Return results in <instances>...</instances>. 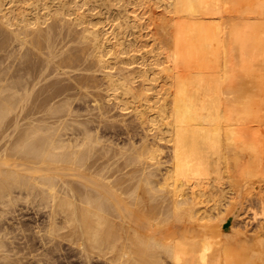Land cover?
I'll return each mask as SVG.
<instances>
[{"label":"bare ground","instance_id":"bare-ground-1","mask_svg":"<svg viewBox=\"0 0 264 264\" xmlns=\"http://www.w3.org/2000/svg\"><path fill=\"white\" fill-rule=\"evenodd\" d=\"M235 1L0 0V264L33 243L4 225L19 198L45 208L29 228L38 242L59 237L89 261L264 264L260 223L254 244L244 233L224 243L221 230L237 181L264 177V151L251 154L242 121L264 115L263 84L248 79L264 56V0ZM229 9L254 18L226 22ZM225 174L238 190L228 204Z\"/></svg>","mask_w":264,"mask_h":264},{"label":"rangeland","instance_id":"rangeland-1","mask_svg":"<svg viewBox=\"0 0 264 264\" xmlns=\"http://www.w3.org/2000/svg\"><path fill=\"white\" fill-rule=\"evenodd\" d=\"M239 1H240V2H239ZM245 1H246V0H245ZM245 1H244V0H236V1H235V6H236V5H237V6L240 5V6L242 7V6H243L242 3L245 2ZM241 4H242V5H241ZM227 6L229 7V5H227ZM229 8L231 9V7H229ZM114 9H115V11H113V13L115 14V13H117V9H116V7H114ZM230 9H229V10H230ZM226 10L228 11V9H226ZM233 10H234V8H233ZM233 10H232V11L230 10L231 13H230V12H225V10L223 11V14L226 13V14H224L225 17H223L224 21H226V20H230V19L233 20L232 18H235V19H236V18H238V19L240 18V19H241V18L243 17V19H244V16H245V18H246L247 15H249V16H248L246 19H249V17H251V19L254 18V16H253L254 14H253V15H252V14H247V13L243 12V10H242L243 13L241 14V12H238V10H235V11H237V12H234ZM104 11H105V9H104ZM240 11H241V10H240ZM155 12H156V15H157V19L162 20L161 17H164V16H165L164 13H162V10L159 9V8H155ZM227 13H229V14H227ZM158 14H159V15H158ZM223 14H222V15H223ZM245 14H246V15H245ZM243 15H244V16H243ZM231 17H232V18H231ZM160 20H159V21H160ZM231 20H230V22H231ZM236 21H237V20H236ZM238 21H239V20H238ZM240 21H241V20H240ZM171 22H172V21H171ZM226 22H227V21H226ZM228 22H229V21H228ZM232 22H233V21H232ZM170 24H171V23H170ZM154 26H155V25H154ZM149 28H150V29H148V30L150 31V33H151V31H152V32H153L154 30L156 31V29H155L153 26H152V27L150 26ZM133 30H136V32H137L136 35L139 34V33H138L139 30H140L139 28H138V30H137V28H136V29H133ZM148 30H147V31H148ZM143 31H145V33L147 34L146 37H145L146 34H144ZM143 31L140 30L141 34H143V37H145V39H147V37H149V38L152 37V36L150 37V35H152V34H149V35H148L149 31H148V33H147L146 29H143ZM155 31H154V32H155ZM142 32H143V33H142ZM141 34H139V36H140ZM134 35H135V31H134L133 34L131 35V38H133L132 36H134ZM136 35H135V36H136ZM153 35H154V34H153ZM157 36H158V35H155V37H157ZM143 39H144V38H143ZM145 39H144V40H145ZM145 41H146V40H145ZM147 41H148V40H147ZM149 41H151V43H152L153 39L151 38V39H149ZM149 41H148V42H149ZM158 41H160V39H159ZM143 50H144V49H143ZM263 59H264V56H262L261 58H259V60H258V58L255 59L256 61L258 60L257 62L260 63V67H259V63H258V65H257V62H255V61L252 60V62H254L255 64H254V63H251V70H252V72L255 71V72H257V73H256V75H254V73H255V72H254L252 76L248 77V79L251 80V81H252V80H258V81H261L262 84H263V87H264V71L262 70V69H264V63H263L264 60H263ZM253 64H254V65H253ZM252 67H255L256 69H255V68L252 69ZM259 69H260V71H263V74H261L262 72H259ZM257 70H258V71H257ZM258 74L261 75L262 77H258ZM181 89H182V87H177V88H175L174 90H179V91H180ZM185 90H186V89H185ZM185 90H184V91H185ZM187 90H188V89H187ZM258 97H259V96H258ZM258 97L256 96V99H257ZM187 98H188V97H187ZM259 99H260V98H259ZM262 99H263V98H262ZM186 100H187V99H186ZM257 100H258V99H257ZM189 102H190V100H187V104H188ZM260 111L263 112V114H264V109L259 110V112H260ZM260 114H261V113H258V112H257L256 116L261 117V119L257 117L256 120H255V119L252 120L251 116L248 115V114H245L244 116H242V121H243V133H244V135H245V138H244V139L248 142V144H251V143H252V144H251V148H250V152H251L252 155H254V154H255V155H256V154H261V153L264 151L263 149H261V148L258 146V144H259V145H264V138H262V137L259 136V132H261V131L263 130L262 128L264 127V120H262V119H264V115H260ZM127 115H128L127 117H130L132 114H127ZM129 115H130V116H129ZM259 115H260V116H259ZM237 116H238V118H239V117L241 118L240 115H237ZM212 118H213V116H212ZM257 126H258V127H257ZM228 127H231V125H229ZM258 129H259V130H258ZM263 131H264V130H263ZM141 135H142V134L140 133L139 136H141ZM139 136H138V137H139ZM258 136H259V139H258ZM260 138H261V139H260ZM257 139H258V140H257ZM253 142H254V143H253ZM166 149H167V148H166ZM190 149H191V148H190ZM165 152H166V151H165ZM230 169H234V168H230ZM230 171H232V170H229V171H227V172H230ZM227 172H225V173H227ZM231 174H232V175H230V173L228 174L231 178H233V177H234V174H235V176H236L235 178L240 179V177H239L240 175H239V176L237 175L236 170H234L233 173L231 172ZM259 175H260V174H257V175L252 176V178L255 177V179H254L253 181H252V179H250L251 182L249 181V177H250V176L246 177V176H244V175H242V176L244 177V178H243L244 181H242V179H240V181H237L235 178L232 179L233 183H234V180H235V182L237 181L238 186L241 187V188L238 187V188H239V192H238L239 194H238V193L236 194V193L234 192L235 190H237V189H236L237 186L234 187V186H232L233 184H231L230 186H232V187H229V186L227 185L228 182L230 183V181H228V180L230 179L229 176H227V175L225 174V177H226V176H227V177H226V179L224 178V180H226L227 182L224 181V180L222 179V183H220V184H222V186H221V185H220V186H221L223 189L229 187V189H227V190L225 189V190L228 191V192H229V190L231 191L232 189L235 188V190L232 192V193H233L232 196H234V195L236 194V197H235V196H234V197H235V199H237V200H238L237 196H239V202H238V201L236 202V206H235V204H234L235 202H234V203L230 204L229 207L227 206V208H230V209H225V210L228 211V210H231L232 208H234V206H235V208H234L235 210H234V209L231 210V211H233V212H231V213L233 214V215H232L229 211H228V212L225 211V213H227V214L222 213V212L224 211V210H223L224 207H225L224 205H226V204L224 203L225 201H224V199H223V198H225V194L223 195L224 197L221 196L223 201L221 200V198H220L219 195H216V196H218V197H217V199H215V200L220 199L219 202L222 201V203H219V202L217 201V202L219 203V206H218V205H217V206H218V208H219L220 210L217 208V206H216V208L222 213V216L226 217L225 215H227V217H226L227 219L223 222V224H222L223 226H221V230H222V231L224 232V234H225L224 243H225V242H229V241L232 242L233 240H235V241L232 242V244H234V242L237 241V240L235 239V237L238 239L241 235H243V233H244V235H246L245 241L248 242V241H250V240L252 239V242H248V243H246V244H249V243H250V244H251V243L254 244V241H253L254 239L252 238V236H253L252 234H253V233H254V236H255V235L257 236V238L254 237L255 240H256V239L259 240L258 235H259L260 232H261V230H259V228L262 229V228L264 227V224H262V223H264V219L262 218L263 213H264V212L262 211V210L264 209V206H263V205H264V204H263L264 196H263V198H262V201H261V198L259 197L261 194L264 195V190H263V188H264V180H263V178H264V177H263V175H261V176H262V179H261V178L259 177ZM237 176H238V177H237ZM257 176H258V177H257ZM228 178H229V179H228ZM241 178H242V177H241ZM247 178H248V180H247ZM259 178H260V180H259ZM227 179H228V180H227ZM245 180L247 181L246 183L248 184L247 189H245L246 191L243 190V189L246 188V186H247L246 183H245ZM224 182H225V183H224ZM238 182H239V183H238ZM241 182H242V184H241ZM253 182H254V183H253ZM231 183H232V182H231ZM243 183H245V184H244V187H243ZM223 185H225V187H224ZM226 185H227V187H226ZM261 188H262V189H261ZM257 189H258V190H257ZM225 190H223V191H225ZM241 190H242V191H241ZM226 191H225V192H226ZM237 191H238V190H237ZM243 191H244L245 193H244ZM250 191H251V193H250ZM225 192H224V193H225ZM242 192H243L244 194H243ZM226 194H227V195H226L225 200H227L226 202H227V204H228V202L232 200V199H230V198H232V197H230V196H231V192H229V193L226 192ZM229 194H230V195H229ZM253 194H255V195H253ZM241 195H242V196L244 195V196H243L244 199L242 198V202L240 201V199H241ZM247 195H248V196H247ZM216 196H215V198H216ZM227 197H229V198L227 199ZM234 197H233V199H234ZM246 197H247V198H246ZM261 197H262V195H261ZM212 198H213V197H212ZM210 199H211V197H210ZM213 199H214V198H213ZM229 199H230V200H229ZM253 199H254V200H253ZM215 200H213V201L215 202ZM228 200H229V201H228ZM243 200H244V202H243ZM34 201H35V200H34ZM36 201H37V202H31V203H33V204H31V203H30V200L28 201L27 198H19L18 201H17V203L15 204V205H18V204H19L18 206H20V208L15 206L17 213H16V211L10 210L9 213L7 212L9 216H7V217L4 216L3 219L6 220V222L4 221V225L7 224L6 226L9 227L8 229H9L10 231H11V230L14 231V233H13L12 231H11V233H10V235H15V237H12V239H14V240H16V241L19 239V240L22 241V239L28 237V239H30V242H31V243L33 242V243L30 245L29 250L32 251V252H35V253L37 254L38 251L42 253V250H43V253H44L46 247L48 246L49 248H51V247H52V244H54V243L51 244V247H50V243H49V245L47 244V246L45 245V247H44V245H42L41 242H38L39 240H37V237L34 236V233H31V230H33V229H31V227L34 228V227H33L34 225H32V224H33V222H35V219H37V217L40 216V217H41L40 219H41V221H42V220H43L42 218H44L43 216H44V214H45L44 212L42 213V211H40V209L44 211L45 208L43 209V208L40 207V209H39V208H38V207H39V204H38V206H35V205H37V203H38V200H37V199H36ZM211 201H212V199H211ZM213 201L210 202V203H212V205L215 204ZM234 201H236V200H234ZM259 201H260V202H259ZM240 202H241V203H240ZM261 202H262V203H261ZM210 203H209L208 205H210ZM239 203H240V204H239ZM251 203H252V204H251ZM260 203H261V204H260ZM223 204H224V205H223ZM1 205H3V204L0 203V209H1V210H3V207H4V209L7 207V206H5V205H3V207H2ZM33 205H34V206H33ZM220 205H222V206H224V207H220ZM232 205H234V206L231 207ZM238 205H240V207L242 206V207H241V210H239V211L237 210L238 207H239ZM247 205H248V206H247ZM250 205H251V206H250ZM254 205H255V206H254ZM256 205H257V207H256ZM261 205H262V206H261ZM237 206H238V207H237ZM258 206H259V207H258ZM22 207H23V208H22ZM240 207H239V209H240ZM251 207H252V208H251ZM254 207H255V208H258V209H255ZM260 207H262V209H259ZM24 208H25V209H24ZM36 208H37L38 210H37ZM216 208H214V210H212V209H210V210L214 212V211H216V210H215ZM222 208H223V209H222ZM250 208H251V209H250ZM18 209H20V210H18ZM22 209H24V210H22ZM252 209H253L254 211L256 210V212H257V211L260 212V213L263 212V213H261L262 216L260 215V213H259V214L257 213L258 215H256V212H254ZM21 210H22V211H21ZM221 210H222V211H221ZM259 210H260V211H259ZM18 211H19V212H18ZM38 211H40V213H39ZM211 211H210V212H211ZM235 211H236V213H235ZM240 211H241V212H240ZM10 212H12V214H15V213H16V214H15L16 217H15L14 215H12ZM13 212H14V213H13ZM37 212H38V214H39L38 216H37ZM213 212H211V213H213ZM216 212H217V211H216ZM245 212H246V213H245ZM247 212H248V213H247ZM19 213H21V214H19ZM23 213H24V214H23ZM221 213H220V216H221ZM228 213H229V214H228ZM237 213L240 214V217H241V215H242L243 218H240V219H239V217H238L239 215H238ZM241 213H242V214H241ZM41 214H43V216H42ZM213 214H215V213H213ZM236 214H237L238 216H237ZM243 214H244V215H243ZM6 215H7V214H6ZM11 215H12V217H11ZM35 215H36V216H35ZM231 215H232V216H231ZM17 216H18V217L20 216V217L17 218ZM236 216L238 217V219H237ZM13 217L16 218V220H18V221H16L15 219H13ZM218 217H219V216H218ZM218 217H216V218H218ZM234 217H236V220H235ZM247 217L250 218L251 220L248 219ZM256 217H257V219H256ZM259 217H260V218H259ZM216 218L214 219V221H216ZM231 218H234V219H232L233 222H231ZM244 218H245V219H244ZM246 218H247V220H246ZM10 219H11V220H10ZM241 219H243V221H242ZM260 219H261V221L263 220L262 223H261ZM12 220H13V221L15 220L16 222L14 221V222H15V223H14ZM22 220H23V221H22ZM25 220H26V221H25ZM237 220H238V221L241 220V221L238 222ZM258 220H259V221H258ZM19 221H20V222H19ZM212 221H213V220H212ZM218 221H219V220H218ZM229 221H230V222H229ZM235 221L237 222V224H236L237 226H238L240 223H242V225H241V224L239 225V226H241V229L239 228L240 230H242L241 232H240L239 229H236V227L234 228L235 223H236ZM244 221H245V222H244ZM248 221H251V222H253V223H251V222L249 223ZM256 221H257V222H256ZM11 222L15 225L16 228L14 227V225H13V227H12V223H11ZM17 222H18L19 224H20V223L22 224V225L20 224V228H21L20 231H19V229H20V228H19V225L17 224V226H16V223H17ZM226 222H227V223H226ZM243 222H244V223H243ZM27 223H30V224H28V226H27ZM210 223H212V222H210ZM213 223L215 224V223H217V221H216V222H213ZM213 223H212V224H213ZM238 223H239V224H238ZM255 223H256V224H255ZM257 223H258V224H257ZM259 223H260V225L262 226V228H261V226L259 225ZM8 224H11V225L8 226ZM231 224H232V225H231ZM24 225H25L26 227H25ZM233 225H234V226H233ZM257 225H259V228H258ZM23 226L25 227V231H24V229H23V228H24ZM246 226H247V228L250 229V231H251V232H250V231L246 228L247 231H249V233L251 234V238H250V236H249V235H250L249 233H248V236H247V234H245V233H247L246 229H244V227H246ZM11 227H12V229H11ZM22 227H23V228H22ZM231 227H232V228H231ZM29 228L31 229L30 231H29ZM242 228H243L244 230H243ZM253 228H254V229H253ZM256 228H258V230H257ZM14 229H17L18 231L14 230ZM26 230H27L28 233L26 232ZM232 230H233V231H232ZM22 231H24V232H26V233H23ZM229 231H232V233H231V232L228 233ZM236 231H237V233L239 232L238 235H237ZM243 231H244V232H243ZM245 231H246V232H245ZM252 231H253V232H252ZM257 231H258V232L260 231V232L258 233ZM15 232H16V234L18 233V235H20V234H21V235H20V236H17V238H16V234H15ZM223 232H222L221 235H219L218 237H216L215 240H217V238H218V240H219L221 237L223 238V236H222V235H224ZM262 232H264V228H263ZM262 232H261V233H262ZM30 233H31V234H30ZM233 233H235V235H234ZM241 233H242V234H241ZM32 234H33V235H32ZM227 234H228V235H227ZM232 234H233V237H232ZM240 234H241V235H240ZM239 235H240V236H239ZM244 235H243V236H244ZM31 236H32L33 238H32ZM220 236H221V237H220ZM226 236H228V237L230 236V237H229V240H226V239L228 238V237L226 238ZM18 237H22V238H18ZM23 237H24V238H23ZM30 237H31V238H30ZM219 237H220V238H219ZM248 237H249L250 239H249ZM261 237H263V236H261ZM15 238H16V239H15ZM230 238H231L232 241L230 240ZM247 238H248L249 240H247ZM31 239H32V240H31ZM241 239H242V237H240V240H241ZM19 240H18V241H19ZM24 240H27V239H24ZM24 240H23V241H24ZM34 240H35V241H34ZM59 240H60L59 237H58V238L55 237L54 242H55L56 244H54V248H55V245H56L57 247H58V245H59V248L62 249V250H60L59 248H57V249L55 248V249L57 250V251H56V250L52 247L53 249L47 251V249H48V247H47V249H46L45 252H46V254H47V252H48L49 254H51L50 257H49V255L47 256L46 254H45V255H44V254H41V255L38 257L39 259H37V257L34 256L35 253H34V254H33L32 252L30 253L29 250L24 251V252H25V254H24L22 251H23V248H24V249L26 248V247H25L26 245H25L24 247L20 246V247L22 248V249L20 248V252H21V254H19V255L16 254V255H18L17 258H16V255H15V258H16V264H19L20 262H21L20 264H39V263H40V264H42V263H43V264H44V263H45V264H85L87 260H88L87 262H89V263H91V262H94V263H96V264H104V263H105L104 260L100 262L99 260H97L98 258H94V257H91L92 260L90 259L91 261H89V259H87V257H85L84 254H83L82 252H80V250H77V247H74V246H73L71 243H69L68 241H65V243H64V241L61 240V242H60ZM238 240H239V239H238ZM257 240H256V242H257ZM58 241H59V242H58ZM220 241H223V239H222V240L220 239ZM35 242H36V244H35ZM57 242H58V244H57ZM59 243H60V244H59ZM62 243H63V244H62ZM67 243H69V245H68ZM242 243H244L243 240H242ZM242 243H238L237 245L242 244ZM37 244H38V245H37ZM40 244H41L42 246H41ZM70 244H71L72 246H71ZM230 244H231V243H230ZM23 245H24V244H23ZM34 245H36V246L38 247V248L36 247L37 250L39 249L40 246H41L40 248H42V247H43V248H42V249H39V250L36 252V248H33V247L31 248V246H34ZM61 245H62V247H61ZM233 246H234V245H233ZM235 246H236V245H235ZM27 247H28V246H27ZM34 247H35V246H34ZM63 248H64V249H63ZM71 248H73V249H71ZM33 249H35V250H33ZM40 250H41V251H40ZM53 250H54V251H53ZM55 251H56V252H55ZM20 252H19V253H20ZM27 252L30 253V255H29ZM50 252H51V253H50ZM53 252H54V254H52ZM60 252H61V253H60ZM63 252H64V253H63ZM79 252H80V253H79ZM22 253H23V254H22ZM26 253H27L28 255H27ZM55 253H56V254H55ZM77 253H78V254H77ZM36 254H35V255H36ZM38 254H39V253H38ZM38 254H37V255H38ZM79 254H80V255H79ZM81 254H82V255H81ZM32 255H33L36 259H35L34 257H32ZM42 255H44V256H42ZM76 255H77L78 257H77ZM24 256H25V257H24ZM30 256H31V257H30ZM45 256L48 257V259H47ZM80 256H81L83 259H84V258H85V259L83 260L82 258H80ZM40 257H41V258H40ZM42 257H43V258H46V259L43 260ZM93 258H94V259H93ZM40 259L43 260V262L40 261ZM19 260H20V261H19ZM21 260H22V261H21ZM23 260H24V261H23ZM36 260H38L39 263H38ZM85 260H86V261H85ZM101 260H102V259H101ZM18 261H19V262H18ZM47 261H48V262H47ZM17 262H18V263H17ZM97 262H98V263H97ZM94 263H91V264H94ZM86 264H87V263H86ZM106 264H107V263H106Z\"/></svg>","mask_w":264,"mask_h":264}]
</instances>
